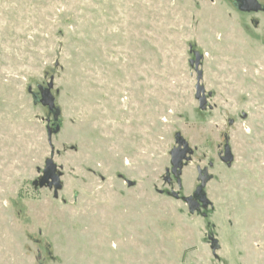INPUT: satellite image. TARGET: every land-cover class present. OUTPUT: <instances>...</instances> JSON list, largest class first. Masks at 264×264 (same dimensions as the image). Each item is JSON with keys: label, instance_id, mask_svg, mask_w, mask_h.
Wrapping results in <instances>:
<instances>
[{"label": "rangeland", "instance_id": "1", "mask_svg": "<svg viewBox=\"0 0 264 264\" xmlns=\"http://www.w3.org/2000/svg\"><path fill=\"white\" fill-rule=\"evenodd\" d=\"M51 76L57 120L29 90ZM48 157L58 197L38 184ZM199 166L210 203L190 211ZM0 264H264V17L231 0H0Z\"/></svg>", "mask_w": 264, "mask_h": 264}, {"label": "water", "instance_id": "2", "mask_svg": "<svg viewBox=\"0 0 264 264\" xmlns=\"http://www.w3.org/2000/svg\"><path fill=\"white\" fill-rule=\"evenodd\" d=\"M193 50V49H192ZM195 58L191 59V64L194 65V68L197 72V82H196V98L199 101V107L201 109H205L207 107V95H206V88L202 83L204 72L200 68L201 60L203 59L204 55L199 50H193ZM54 86V76L50 77V81L47 85H38V91L40 97L36 92H33L30 88V92L33 93L35 97V101L41 102L44 106H47L49 111L53 114L54 119L57 120L59 118L60 109L56 105L55 95L52 92V88ZM50 121V118L47 119ZM233 122V119H230V123ZM53 134L52 129L49 127L48 135L51 139ZM176 140L178 145L175 146L171 150V163H172V172L177 177L182 172V168L184 166L185 161L190 160V154L192 153V148L190 147L189 143L181 136L180 133L176 134ZM225 155L222 157V160L227 163H231L234 159L233 153L229 144L226 145ZM169 171V170H168ZM198 178L201 181L200 185L197 187L196 195L200 196V201L204 207H207L210 203L209 198L203 193V188L206 186L207 182L211 179V174L209 173L208 167L202 168L201 166L198 167ZM61 175L62 172L58 171L57 163L54 161L53 157H48L45 162V167L43 169L42 176L38 179V184L40 187H49L53 188L54 195L56 197L59 196V190L62 188L61 182ZM167 181H171V176H167ZM179 183L181 184L180 179H178ZM129 185H133L134 182L131 180H127ZM173 196L179 198L180 195L178 192L173 191ZM185 201L187 202L190 211H195L196 207L199 205V202L194 199L193 195L186 196ZM209 239L211 240V247L216 254V250L219 248V240L213 236L209 235Z\"/></svg>", "mask_w": 264, "mask_h": 264}, {"label": "flooded vegetation", "instance_id": "3", "mask_svg": "<svg viewBox=\"0 0 264 264\" xmlns=\"http://www.w3.org/2000/svg\"><path fill=\"white\" fill-rule=\"evenodd\" d=\"M231 4H232V6H233V8L235 9V10H237L238 12H240V13H245V14H259V16H261V17H264V0H231ZM204 72V71H203ZM203 77H204V75H203ZM204 85V84H203ZM205 86V85H204ZM206 88V87H205ZM206 95H209V96H211L212 95V93L211 92H209V93H207L206 92ZM207 107H209V105H208V97H207ZM206 107V108H207ZM205 108V109H206ZM55 120V119H54ZM229 122H230V120H229ZM233 122H234V120H233ZM232 122V123H233ZM232 123H230V124H232ZM228 144V143H227ZM227 144H225V146H224V151H222L221 152V154H220V157H221V160H222V157L225 155V150H226V145ZM230 146V145H229ZM230 148H231V146H230ZM231 151H232V149H231ZM223 153V154H222ZM233 153V152H232ZM233 156H234V154H233ZM234 160V159H233ZM223 161V160H222ZM224 162V161H223ZM227 163V162H226ZM172 164V163H171ZM173 167V166H172ZM205 167H208V166H205ZM202 168H204V167H202ZM209 169V168H208ZM171 173H172V175L174 176V177H176L177 178V181H178V179H180L179 178V176L177 177L176 175H174V173L172 172V170H171ZM210 173V172H209ZM198 175H199V173H198ZM212 176V175H211ZM212 178V177H211ZM171 180H172V176H171ZM179 182V181H178ZM200 183H201V181H200ZM197 190V189H196ZM196 192V191H195ZM173 193V192H172ZM204 193V192H203ZM205 194V193H204ZM206 195V194H205ZM193 196H194V199L195 200H197L198 202H199V205L196 207V210H198V209H200L201 208V206H203V204H202V201H200V196L199 195H196V193H194L193 194ZM204 207V206H203Z\"/></svg>", "mask_w": 264, "mask_h": 264}]
</instances>
